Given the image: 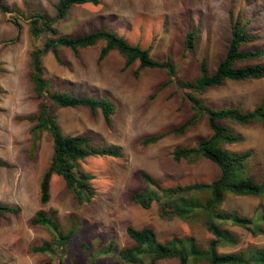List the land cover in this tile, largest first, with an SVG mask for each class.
I'll return each mask as SVG.
<instances>
[{"label":"rangeland","instance_id":"rangeland-1","mask_svg":"<svg viewBox=\"0 0 264 264\" xmlns=\"http://www.w3.org/2000/svg\"><path fill=\"white\" fill-rule=\"evenodd\" d=\"M58 0H7L22 12L17 31L0 11V159L8 167H0V203L16 204L18 214L0 216V262L3 264H116V254H100L113 240L115 250L129 246L132 240L126 226H151L160 240L173 236L194 237L196 244L206 249L212 234L204 225V216L189 219L161 218L158 204L144 209L132 201L133 193L146 187L140 171H147L162 186L208 183L216 178L219 167L209 159L196 163L175 161L171 150L176 146H192L210 135L211 129L203 117L184 134H166L157 143L142 147L141 138L169 131L181 125L192 113L185 92L175 83H166L168 74L160 68H145L139 75L133 71L137 62L124 67L117 50L101 61L97 60L104 41L79 50L62 49V62L51 51L41 56L45 76L55 84L66 86L72 92L94 97L107 96L116 105L111 125L107 126L100 110L91 112L85 107H57L55 113L64 134L87 133L99 144H117L123 147L127 159L94 156L80 163L93 178L96 189L92 201L79 205L65 181L53 175L50 199L42 204L39 199V181L52 153V139L43 129L36 138L30 133L42 99L31 80L30 54L41 41L28 34V19L32 11L44 12L55 18ZM230 10L241 11L250 19L255 39L244 49L262 50V55L250 61L264 62V0H100L97 5H73L63 19L54 26L59 33L80 35L92 29L109 28L130 43L151 47L152 57L164 60L170 57L177 66V76L193 79L198 74L200 59L206 58L209 73L214 72L224 57L230 40ZM196 30L193 56L185 52L186 32ZM249 63L241 62L240 64ZM203 96L215 107L239 104L252 108L264 98V78L247 81H226L207 89ZM243 134L240 143L229 144L234 151L252 149L248 159V173L260 183L264 181V126L240 125L227 122ZM36 148L32 151V143ZM205 194L202 195L204 197ZM262 204V207L260 206ZM252 217L264 213V195L259 197L227 194L220 205ZM55 210L60 227L65 232L71 225L78 231L68 241L60 255L40 252L34 247L52 240V233L44 226L33 225L31 218L39 209ZM238 238L233 246L222 245L221 252L236 251L252 243L264 247V234L224 222ZM264 226V223L262 224ZM159 264H180L176 258ZM188 264H208L198 261Z\"/></svg>","mask_w":264,"mask_h":264},{"label":"trees","instance_id":"trees-1","mask_svg":"<svg viewBox=\"0 0 264 264\" xmlns=\"http://www.w3.org/2000/svg\"><path fill=\"white\" fill-rule=\"evenodd\" d=\"M91 3L97 5L100 0H58L55 18L44 12H34L25 16L28 19V34L33 40L41 41L30 54L31 80L37 96L42 99L39 112L30 116L34 121L30 133L36 138L41 130L48 131L52 139V153L39 181V199L45 204L50 199V183L53 175L62 177L65 185L71 190L76 202L83 205L92 201L96 189L91 184L93 176L85 171L80 163L89 157L109 156L123 160L127 159L122 146L117 144H99L87 133L64 134L57 121L55 109L57 107H85L91 112L100 110L107 126L111 125L112 116L116 112L114 101L107 96L94 97L72 92L66 86L55 84L54 78L45 76L41 56L51 51L57 62H62V49L69 48L75 54L79 50L94 46L99 40L104 41L100 47L97 60L104 59L111 50H117L124 59L125 66L137 62L134 75H139L145 68H160L166 71V83H175L180 87L190 103L192 113L181 125L169 131L146 135L139 144L146 147L157 143L166 134L182 135L200 119L205 117L211 133L208 137L197 141L192 146L176 145L171 150L172 158L179 161L196 163L202 158L209 159L219 169V175L208 183L195 182L187 185L162 186L147 171H140V176L146 187L133 193L131 199L144 209L151 207L153 202L158 204V214L161 218L181 219L204 216V225L212 234L207 248L202 249L196 244L194 237L181 238L173 236L167 240H160L151 226L136 228L126 226V233L132 240L129 246L114 248L113 240L99 251L100 254H116V264H159L161 261L176 258L180 264L205 261L208 264H264V247L248 244L242 249L221 252L222 245L233 246L238 243L236 235L223 226L230 222L264 234V213L252 217L243 215L236 210L220 207L227 194L237 196L249 195L259 197L264 195V181L258 183L248 173L247 162L252 149L234 151L227 148L229 144L240 143L244 136L235 131L227 122L240 125L264 126V98L250 109H243L239 104H226L220 107L212 105L204 96V92L213 87L223 85L226 81H247L264 78V62L251 63L259 58L262 50L244 49V45L255 39L250 28V19H245L239 10L230 16V40L224 57L217 64L214 72L209 73L206 58L198 63V74L193 79L177 76V66L167 57L158 60L152 57L149 47H140L130 43L125 37L109 28L92 29L80 35L61 34L54 26L56 20L63 19L73 5ZM0 11L8 15V20L14 25L17 34L12 41H16L22 31L19 18L22 12L11 6L7 0H0ZM196 30L186 32L184 37L185 52L193 56L195 51ZM241 62H249L240 64ZM36 143H32V151ZM7 161L0 159V167H8ZM205 194L204 197L202 195ZM262 207V204H260ZM20 207L16 204L0 203V216L18 214ZM33 225L48 228L52 233V240L43 246L34 247L40 252L53 253L60 261L68 241L78 231V226L71 225L67 231L60 227L55 210H37L31 218ZM0 264H3L0 262ZM51 264V263H49Z\"/></svg>","mask_w":264,"mask_h":264},{"label":"crops","instance_id":"crops-1","mask_svg":"<svg viewBox=\"0 0 264 264\" xmlns=\"http://www.w3.org/2000/svg\"><path fill=\"white\" fill-rule=\"evenodd\" d=\"M111 51H113V50H111ZM111 51H110V52H111ZM110 52H109V53H110ZM109 53H108V54H109ZM108 54H107V55H108Z\"/></svg>","mask_w":264,"mask_h":264}]
</instances>
